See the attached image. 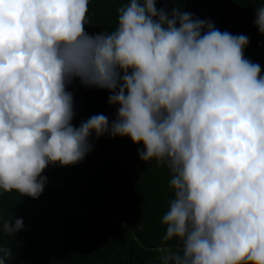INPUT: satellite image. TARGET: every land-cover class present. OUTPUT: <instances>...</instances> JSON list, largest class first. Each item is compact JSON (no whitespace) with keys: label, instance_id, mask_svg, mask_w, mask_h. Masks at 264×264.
Masks as SVG:
<instances>
[{"label":"clouds","instance_id":"clouds-1","mask_svg":"<svg viewBox=\"0 0 264 264\" xmlns=\"http://www.w3.org/2000/svg\"><path fill=\"white\" fill-rule=\"evenodd\" d=\"M157 0H128L117 27L85 30L89 0H0V190L33 199L50 164H76L90 138L130 137L167 166L174 197L164 264H264V75L249 37ZM254 24L264 35V4ZM107 89L119 105L75 126L73 92ZM23 218L3 222L14 235ZM0 264L12 251L0 248Z\"/></svg>","mask_w":264,"mask_h":264},{"label":"trees","instance_id":"trees-1","mask_svg":"<svg viewBox=\"0 0 264 264\" xmlns=\"http://www.w3.org/2000/svg\"><path fill=\"white\" fill-rule=\"evenodd\" d=\"M128 0H89L85 30L112 31L118 9ZM264 0H157V8L173 7L210 19L215 27L244 34L249 44L245 58L259 63L264 75V35L254 24L256 8ZM74 95L80 123L103 113L111 123L119 105H110L107 89L85 87L76 79ZM93 150L72 165L50 164L44 191L33 199L17 191L0 190V248L12 251L10 264H164L169 252L182 250L179 239L165 241L162 216L174 197L167 166L140 160L130 137L90 138ZM23 218L14 235L3 222ZM2 255V253H0Z\"/></svg>","mask_w":264,"mask_h":264}]
</instances>
